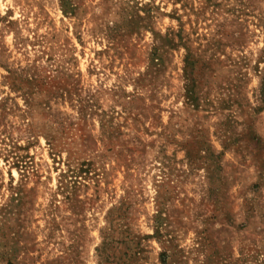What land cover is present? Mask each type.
Wrapping results in <instances>:
<instances>
[{
    "label": "rangeland",
    "instance_id": "rangeland-1",
    "mask_svg": "<svg viewBox=\"0 0 264 264\" xmlns=\"http://www.w3.org/2000/svg\"><path fill=\"white\" fill-rule=\"evenodd\" d=\"M0 264H264V0H0Z\"/></svg>",
    "mask_w": 264,
    "mask_h": 264
},
{
    "label": "trees",
    "instance_id": "trees-1",
    "mask_svg": "<svg viewBox=\"0 0 264 264\" xmlns=\"http://www.w3.org/2000/svg\"><path fill=\"white\" fill-rule=\"evenodd\" d=\"M60 2H61V6L64 8V7H66V5H67V0H60ZM64 11L66 12V11H68V7H67V9H64ZM154 58V57H153ZM185 74H186V66H185ZM186 98L188 99V100H192L193 99V97H192V92H191V90L188 88V85H186Z\"/></svg>",
    "mask_w": 264,
    "mask_h": 264
}]
</instances>
